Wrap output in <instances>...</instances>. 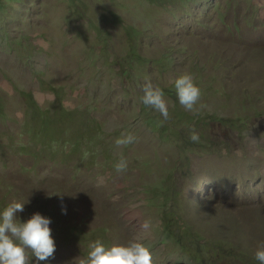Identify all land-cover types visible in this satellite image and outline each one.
<instances>
[{
    "label": "rangeland",
    "instance_id": "rangeland-1",
    "mask_svg": "<svg viewBox=\"0 0 264 264\" xmlns=\"http://www.w3.org/2000/svg\"><path fill=\"white\" fill-rule=\"evenodd\" d=\"M180 72L198 110L177 100ZM145 79L167 118L139 100ZM12 199L27 200L21 219L51 218L49 264L131 237L152 264H259L264 0H0V206ZM174 206L201 237L190 254L163 227Z\"/></svg>",
    "mask_w": 264,
    "mask_h": 264
},
{
    "label": "clouds",
    "instance_id": "clouds-1",
    "mask_svg": "<svg viewBox=\"0 0 264 264\" xmlns=\"http://www.w3.org/2000/svg\"><path fill=\"white\" fill-rule=\"evenodd\" d=\"M170 79L178 102L187 110H198L200 88L194 82L192 74L180 72ZM140 87L142 93L139 100L167 118L168 108L162 88L148 79ZM190 139L197 140L198 134L191 132ZM134 140L133 133L125 132L117 136L114 143L129 144ZM113 167L117 171L126 168V158L121 156ZM26 202L27 200L12 199L0 206V264H29L26 250H30L34 257L31 264H39L40 261L49 264L47 258L54 254L56 245L49 226L51 218L33 211L21 219L18 213L23 210ZM60 211H67L63 204ZM149 226L148 219L141 222V228L148 229ZM253 255L259 264H264V242L258 243ZM76 264H152V261L149 248L138 238L131 237L123 243L108 245L97 238L88 243L86 254L76 259Z\"/></svg>",
    "mask_w": 264,
    "mask_h": 264
},
{
    "label": "trees",
    "instance_id": "trees-1",
    "mask_svg": "<svg viewBox=\"0 0 264 264\" xmlns=\"http://www.w3.org/2000/svg\"><path fill=\"white\" fill-rule=\"evenodd\" d=\"M152 1H157V0H152ZM24 96L25 98L28 99L29 102H33V98L31 97V95L24 93ZM146 121L156 127L163 124L162 120L158 121V119H156V116H151V118H147ZM164 128H166V125L162 129ZM173 199L174 196L173 194H171V199L169 200H173ZM161 218L163 221V227L165 229V232L168 233L170 236H172L174 240L177 242V244L182 249H184L185 252L190 254L189 249H187L188 242L189 241L198 242L201 239V237L199 236V234L194 232V226L192 224L187 225L182 220L183 218L182 210L177 206L171 207L167 211L162 210ZM196 253H199V251L196 250Z\"/></svg>",
    "mask_w": 264,
    "mask_h": 264
}]
</instances>
